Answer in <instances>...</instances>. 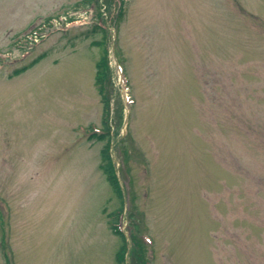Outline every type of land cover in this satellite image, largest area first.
<instances>
[{
	"label": "rangeland",
	"instance_id": "rangeland-1",
	"mask_svg": "<svg viewBox=\"0 0 264 264\" xmlns=\"http://www.w3.org/2000/svg\"><path fill=\"white\" fill-rule=\"evenodd\" d=\"M105 1L0 0V264H264V0Z\"/></svg>",
	"mask_w": 264,
	"mask_h": 264
},
{
	"label": "trees",
	"instance_id": "trees-1",
	"mask_svg": "<svg viewBox=\"0 0 264 264\" xmlns=\"http://www.w3.org/2000/svg\"><path fill=\"white\" fill-rule=\"evenodd\" d=\"M106 52V51H105ZM108 63H107V52L105 57H102L101 60L99 62H97V73L95 75L96 78V83L98 84V91L99 94L101 95L103 102H104V124H106L107 128V118L109 116V105H108V98L106 97V93H105V86H104V81H106L107 79V73H108ZM105 128V134H95L94 136L97 139L100 140H104L107 139L110 136L109 130ZM108 131V132H107ZM109 147H110V142H107V144L105 145V148L102 152V169L104 170V172L107 175V178L115 192V194L118 196V198L120 199V207L109 213V224L111 225V229L112 231L119 235L122 238V245L120 247L119 250V259L124 260L125 259V254L128 250V241L127 238L124 234V231L122 230V226H121V216L124 212V192L123 189L120 185V182L118 180L117 174H116V167L114 162L111 159L110 156V152H109ZM133 229L134 231L131 234V241L133 243V248H137V247H142V243L139 241L136 233H140V229H139V225L135 224L133 225Z\"/></svg>",
	"mask_w": 264,
	"mask_h": 264
}]
</instances>
